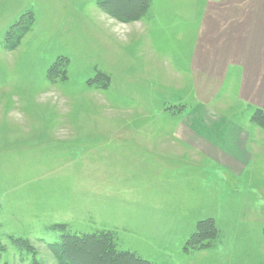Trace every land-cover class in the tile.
Masks as SVG:
<instances>
[{
	"label": "rangeland",
	"instance_id": "374dc122",
	"mask_svg": "<svg viewBox=\"0 0 264 264\" xmlns=\"http://www.w3.org/2000/svg\"><path fill=\"white\" fill-rule=\"evenodd\" d=\"M132 1L0 0V264H30L16 239L55 264L62 233L98 232L153 264H264V181L209 180L173 138L193 96L154 44L186 65L187 0ZM202 220L216 236L188 246Z\"/></svg>",
	"mask_w": 264,
	"mask_h": 264
},
{
	"label": "crops",
	"instance_id": "0c3cea01",
	"mask_svg": "<svg viewBox=\"0 0 264 264\" xmlns=\"http://www.w3.org/2000/svg\"><path fill=\"white\" fill-rule=\"evenodd\" d=\"M181 1L173 0L177 6L184 4ZM186 4L187 11H179L190 28L186 65L154 44L155 70L164 67L168 81L164 80L193 96L175 117L173 138L209 166V180L215 176L223 181L262 182L264 127L254 123L252 115L264 112V0H187ZM151 5L152 0L153 16ZM179 14L178 21L183 20ZM175 37L182 38L183 32L177 30ZM154 76L159 78L160 72ZM188 160L184 164H191ZM174 170L171 173L180 176ZM186 174L196 178L193 171Z\"/></svg>",
	"mask_w": 264,
	"mask_h": 264
},
{
	"label": "trees",
	"instance_id": "16d2710c",
	"mask_svg": "<svg viewBox=\"0 0 264 264\" xmlns=\"http://www.w3.org/2000/svg\"><path fill=\"white\" fill-rule=\"evenodd\" d=\"M132 7L136 13L144 11L147 0H134ZM14 42V41H13ZM15 43L9 46H14ZM252 121L264 127V112L256 111ZM264 233V229H263ZM216 236V227L212 220H202L196 225L195 232L187 241L188 246H197L204 240ZM15 244L33 251L30 264H43L36 258L37 253L26 240L16 239ZM48 249L55 259V264H153L132 252L119 250L113 236L108 232L91 234L62 233L56 241L48 244Z\"/></svg>",
	"mask_w": 264,
	"mask_h": 264
}]
</instances>
